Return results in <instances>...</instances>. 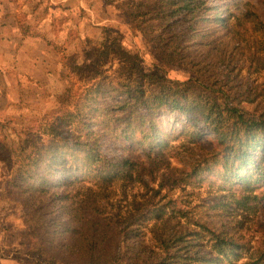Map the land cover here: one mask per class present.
Masks as SVG:
<instances>
[{
    "label": "trees",
    "instance_id": "trees-1",
    "mask_svg": "<svg viewBox=\"0 0 264 264\" xmlns=\"http://www.w3.org/2000/svg\"><path fill=\"white\" fill-rule=\"evenodd\" d=\"M105 2L126 10L129 29L144 37L158 60L156 70L143 69L140 76L154 85L151 95L140 86L132 89L130 85L127 90L117 89L108 95L113 98L108 107L115 110L113 118L120 123V134L131 147H142L144 158L106 153L103 128L86 122L79 106L80 96L66 88L53 94L56 108L46 113L39 131L23 126L13 130L0 121V167L13 168L7 194L27 216L32 236L47 245L48 264H221L222 255L232 263V256L239 261L244 252L240 250L246 245L228 237L226 231L204 225L210 230L219 257H214L213 251H191V239L187 237L195 230L188 226L178 235L158 234L159 250H153L132 228L140 219L133 214L123 218L111 206L117 184L139 185L148 196L149 212H160L156 220L167 221L169 210L191 224V212L177 199L165 200L167 195L162 190L185 188L198 178L211 182L212 177L215 182L220 179L224 190L230 191L231 202L244 206L259 203L254 191L264 183V96L259 98L250 88L234 92L229 83L235 69L221 49L225 37L233 35L231 40L239 41L235 37L237 20L248 17L249 12L234 15L227 5L223 9L211 0ZM20 24L24 34H29L22 21ZM262 50L258 49L259 56L250 62L251 67L256 63V73L264 70ZM185 60L192 65L187 79L166 77L172 66H186ZM219 72L220 79L216 80ZM89 88L102 95L104 86L99 83ZM91 96L86 97L87 106L96 101ZM245 103L253 107L248 109ZM162 108L190 117L199 115L213 134L210 158L206 153L202 158L205 162L194 158L185 169L172 166L167 134L156 119ZM193 122L197 125V117ZM32 136L39 140L38 145L29 142ZM83 176L93 182L78 187L76 183ZM181 243L188 244L184 245L188 248L184 255L171 251ZM243 264H264V249L252 251L249 261Z\"/></svg>",
    "mask_w": 264,
    "mask_h": 264
},
{
    "label": "rangeland",
    "instance_id": "rangeland-1",
    "mask_svg": "<svg viewBox=\"0 0 264 264\" xmlns=\"http://www.w3.org/2000/svg\"><path fill=\"white\" fill-rule=\"evenodd\" d=\"M211 1L223 9L227 5L234 15H238L240 11L249 12L248 17H242L240 21L234 18L238 23L235 37L238 36L239 41L231 40L233 35L225 37L221 49L223 54L231 58L230 67L235 69L234 79L229 83L234 92L239 90L242 93L250 88L251 93L255 92L259 98L263 97L264 70L256 73V63L251 67L250 62L259 56L258 49L262 48L264 54V0ZM40 2L6 0L7 9L15 12L28 33L44 34L47 48L34 58L37 65L33 64L34 60L25 56L20 65L22 75L9 72L5 76L8 86L0 88L3 92L1 94H4L0 97V121L12 126L13 130H19L23 126L39 131L44 125L46 113L56 108L53 94L67 88L72 95L80 96L79 106L85 112L86 122L91 121L103 128L102 143L106 153L143 159L142 147H131V143L126 142L124 135L120 134V128H117L120 123L113 118L115 110L108 107L113 104V98L108 95L117 89L127 90L128 85L130 88L140 86L146 91V95H151L154 85L150 86L149 81L140 79L143 69H157L155 65L158 60L152 53L151 46L141 34L129 29L126 10L109 5L105 0ZM195 49V46L191 48L192 54ZM188 64L185 60L186 66H172L166 77L178 81L187 79L192 67ZM216 77V80L220 79V72ZM0 83L2 84L1 79ZM99 83L104 86L102 95L95 93L94 88L88 90ZM90 94L91 97H96V101L87 106L86 97ZM245 106L248 109L253 107L246 103ZM195 117L197 125L193 122ZM156 119L159 128L167 134L165 139L169 143L168 153L173 167L185 169L188 161L191 162L194 158L202 160L206 153L210 158L208 153L212 149L213 134L199 115L190 117L177 110L162 108ZM34 137L29 138V142L38 145L39 140ZM123 147L129 151H124ZM12 171V167H0V264H48L47 245L32 236L27 216L18 202L7 194V181ZM92 182L88 176H83L76 185L88 186ZM222 185V181L217 179L215 182L214 177L211 182L198 178L193 179L185 188L167 187L162 190V194L167 195L165 200L170 199L169 197L177 199L180 205H185L191 212V224L185 218L174 217L169 210L165 216L170 217L167 221L156 220L160 212H149L151 208L146 205L148 196L139 185L117 184L111 208L123 218L133 214L140 219L132 228L138 232V238H143L156 251L159 250L156 239L158 234L178 235L183 227L188 226L192 231L195 230L187 237L191 239L189 249L213 251L212 255L219 257L221 254L213 248L214 240L210 230L203 225L212 230L226 231L228 237L232 236L236 242L249 249L240 250L244 252L239 261L230 257L233 263L243 264L249 261L252 251L255 253L264 249V183L254 191L260 198L259 203L250 206L231 202L228 198L230 191L224 190ZM155 187L158 188L157 185ZM235 192L242 195L240 191ZM140 211L145 212V216H141ZM184 245L188 244L175 245L171 251L184 255L188 250ZM221 258V264H233L227 256L222 255Z\"/></svg>",
    "mask_w": 264,
    "mask_h": 264
},
{
    "label": "crops",
    "instance_id": "crops-1",
    "mask_svg": "<svg viewBox=\"0 0 264 264\" xmlns=\"http://www.w3.org/2000/svg\"><path fill=\"white\" fill-rule=\"evenodd\" d=\"M47 43L44 37L24 34L23 28L14 11L7 9L6 0H0V88L8 86L6 75L9 72H21V63L25 56L34 58L46 50ZM40 63V62H38ZM35 72V71H34ZM3 93L0 89V97Z\"/></svg>",
    "mask_w": 264,
    "mask_h": 264
}]
</instances>
